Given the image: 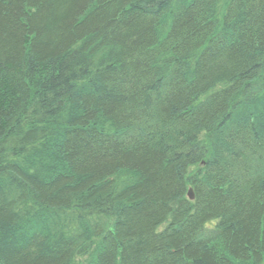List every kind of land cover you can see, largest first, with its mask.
Wrapping results in <instances>:
<instances>
[{"label": "trees", "instance_id": "16d2710c", "mask_svg": "<svg viewBox=\"0 0 264 264\" xmlns=\"http://www.w3.org/2000/svg\"><path fill=\"white\" fill-rule=\"evenodd\" d=\"M0 264H264V0H0Z\"/></svg>", "mask_w": 264, "mask_h": 264}, {"label": "bare ground", "instance_id": "6f19581e", "mask_svg": "<svg viewBox=\"0 0 264 264\" xmlns=\"http://www.w3.org/2000/svg\"><path fill=\"white\" fill-rule=\"evenodd\" d=\"M123 136H129V137H135L136 138L137 132L134 131V129L133 130L129 129V130H126L125 132L122 133V135H121L122 139H124ZM203 167H206V163H204V162L201 163V166L199 168H203ZM187 199L191 202H194L196 200V191L191 185H188V188H187ZM215 226H216V223H214L210 228L211 229V231H210L211 236H214L215 231H214L213 227H215Z\"/></svg>", "mask_w": 264, "mask_h": 264}]
</instances>
